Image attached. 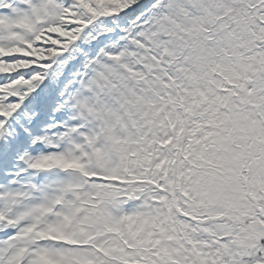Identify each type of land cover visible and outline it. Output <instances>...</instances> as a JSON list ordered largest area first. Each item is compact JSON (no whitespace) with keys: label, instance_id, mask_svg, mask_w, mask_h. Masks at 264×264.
<instances>
[{"label":"snow or ice","instance_id":"obj_1","mask_svg":"<svg viewBox=\"0 0 264 264\" xmlns=\"http://www.w3.org/2000/svg\"><path fill=\"white\" fill-rule=\"evenodd\" d=\"M0 264H264V0H0Z\"/></svg>","mask_w":264,"mask_h":264}]
</instances>
